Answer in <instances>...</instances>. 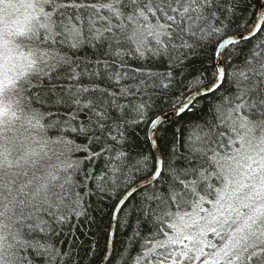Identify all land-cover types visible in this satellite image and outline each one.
<instances>
[{
  "label": "trees",
  "instance_id": "1",
  "mask_svg": "<svg viewBox=\"0 0 264 264\" xmlns=\"http://www.w3.org/2000/svg\"><path fill=\"white\" fill-rule=\"evenodd\" d=\"M32 1L35 28L14 40L32 65L0 125V264H98L117 203L155 170L150 123L216 79L218 44L260 0ZM222 61L218 88L156 127L160 174L121 207L105 264H159L175 217L264 140V18ZM238 259L264 264V240Z\"/></svg>",
  "mask_w": 264,
  "mask_h": 264
},
{
  "label": "rangeland",
  "instance_id": "2",
  "mask_svg": "<svg viewBox=\"0 0 264 264\" xmlns=\"http://www.w3.org/2000/svg\"><path fill=\"white\" fill-rule=\"evenodd\" d=\"M39 16L32 0H0V125L12 116L10 92L15 81L33 61L14 40L35 28ZM260 140L257 147L246 142L226 159L224 180L213 198H204L175 217L171 232L157 244L167 249L159 264H238L248 246L264 240V140Z\"/></svg>",
  "mask_w": 264,
  "mask_h": 264
},
{
  "label": "water",
  "instance_id": "3",
  "mask_svg": "<svg viewBox=\"0 0 264 264\" xmlns=\"http://www.w3.org/2000/svg\"><path fill=\"white\" fill-rule=\"evenodd\" d=\"M263 18H264V0H260L259 6H258V12H257V19H256V22L253 25V27L246 32L236 34V35H232V36H229V37L223 39L220 42V44L218 45L216 52H215V64H216V68H217L216 79L210 85L196 89L195 91L191 92L183 100V102H181L176 108H174L170 112H166V113L159 115V117H157L156 119H154L150 123V125L148 127V138H149L150 148L153 152L155 162H156V171H155L153 176L149 177L148 179L139 181L132 189H128L123 194V197L121 198V200L117 203L118 205L113 210V213L111 216V223H110V229H109L108 238H107L106 250H105L103 258L99 261L98 264H105L109 258V255H110V252L112 249L113 237H114V232H115V227H116V222H117L120 207H122V205L126 202V200L134 192H136L137 190H139V189L149 185L150 183H152L161 170L162 158H161V155H160V152H159V149L157 146V142H156V135H155L156 127L162 122H165L167 120H170V119H173V118L179 116L198 97L205 95V94H208V93H211L218 88V86L220 85V83L222 81L223 75H224L222 55H223V51H224L225 47L232 42L241 41V40H245V39L252 37L259 30V28L262 24Z\"/></svg>",
  "mask_w": 264,
  "mask_h": 264
},
{
  "label": "bare ground",
  "instance_id": "4",
  "mask_svg": "<svg viewBox=\"0 0 264 264\" xmlns=\"http://www.w3.org/2000/svg\"><path fill=\"white\" fill-rule=\"evenodd\" d=\"M237 34H240V33H237ZM234 35H236V34H234ZM231 36H232V35H231ZM228 37H229V36H228ZM226 38H227V37H226ZM224 39H225V38H224ZM220 42H221V41H220ZM219 44H220V43H219ZM219 44H218V45H219ZM217 47H218V46H217ZM216 49H217V48H216ZM158 117H159V116H158ZM156 118H157V117H156ZM156 118H155V119H156ZM161 167H162V165H161ZM155 171H156V167H155V170H154V172H153V174H152L151 176L154 175ZM160 171H161V170H160ZM159 174H160V172H159ZM159 174H158V175H159ZM158 175H157V177H158ZM151 176H149V177H151ZM149 177H148V178H149ZM157 177H156V178H157ZM148 178H146V179H148ZM156 178H155V180H156ZM143 180H145V179H143ZM141 181H142V180H141ZM153 182H154V181H153ZM136 184H137V183H135V184H134L133 186H131L129 189H132ZM150 184H151V183H150ZM122 197H123V196H122ZM122 197H121V198H122ZM120 200H121V199H120ZM120 200H119V201H120ZM117 205H118V204H117ZM117 205H116V207H117ZM123 205H124V204H123ZM123 205H122V206H123ZM116 207H115V208H116ZM120 209H121V207H120ZM120 209H119V211H120Z\"/></svg>",
  "mask_w": 264,
  "mask_h": 264
}]
</instances>
